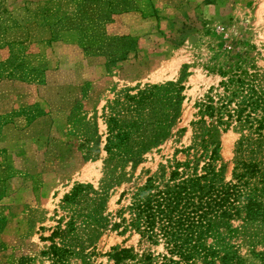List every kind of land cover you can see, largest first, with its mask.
Here are the masks:
<instances>
[{"label": "rangeland", "instance_id": "rangeland-1", "mask_svg": "<svg viewBox=\"0 0 264 264\" xmlns=\"http://www.w3.org/2000/svg\"><path fill=\"white\" fill-rule=\"evenodd\" d=\"M132 1L101 30L133 37L135 52L106 69L103 55H88L79 45V35L93 33L86 21L98 13L93 4L0 0V61L13 53L43 71L35 74L40 81L0 79V105L17 104L0 112V264H50L41 254L48 245L42 238L64 214L60 199L74 183L99 184L105 157L103 113L108 114L106 102L120 91L175 82L181 71L186 73L179 115L167 137L143 153L135 167L125 165L118 183L109 180L104 214L110 222L118 221L115 211L127 204L134 187L171 160L174 149L189 143L195 101L208 90L219 92L218 82L234 71L255 72L264 84V0ZM56 21L70 26L54 28L57 37L52 39L50 25ZM73 24H80V32ZM83 120L95 122L99 137L93 160L83 159ZM239 134L229 127L218 135L217 166L223 163L225 180L231 176ZM175 157L182 158L179 153ZM230 223L237 229L242 224L239 218ZM248 225L252 229L255 223ZM229 243L241 255L249 251L239 235ZM122 247L129 249L125 264H141L146 255L163 252L161 244L153 245L131 229L120 232L107 225L87 264H111L107 254ZM69 261L80 264L78 258Z\"/></svg>", "mask_w": 264, "mask_h": 264}, {"label": "trees", "instance_id": "trees-1", "mask_svg": "<svg viewBox=\"0 0 264 264\" xmlns=\"http://www.w3.org/2000/svg\"><path fill=\"white\" fill-rule=\"evenodd\" d=\"M86 1L98 13L91 22L82 20L93 33L79 35V45L88 55H103L108 69L135 52V40L104 33L101 25L133 1ZM60 22L50 25L52 39L57 37L54 28L70 26ZM73 26L80 32V24ZM17 59L10 53L0 61V79L41 80L36 76L43 72L41 68L29 65L22 56ZM185 75L181 71L175 82L125 88L122 96L116 94L106 102L102 177L97 187L74 183L61 197L64 214L42 238L48 245L41 254L50 264H71L70 258L87 264L94 242L107 225L120 232L131 229L149 243L161 244L163 252L146 255L141 264H264V84L255 72H231L218 82L219 92L208 90L195 101L189 143L174 149L171 160L159 164L134 187L127 204L115 211L118 221L110 222L109 214H104L109 180L118 183L125 165L135 167L143 153L169 134L179 115ZM82 124L83 159L93 160L99 153L95 122ZM229 127L240 134L233 147L231 176L225 180L223 163L217 166L218 135ZM177 153L181 159L175 157ZM237 218L240 229L231 227L230 221ZM252 222L255 225L248 229ZM238 235L249 246L246 255L229 243ZM107 256L111 264H125L129 249L112 248Z\"/></svg>", "mask_w": 264, "mask_h": 264}, {"label": "crops", "instance_id": "crops-1", "mask_svg": "<svg viewBox=\"0 0 264 264\" xmlns=\"http://www.w3.org/2000/svg\"><path fill=\"white\" fill-rule=\"evenodd\" d=\"M0 82H1L0 84L2 85L3 84L2 83L3 81H0ZM30 102H31V100H25L23 103L28 104ZM16 105L17 104L12 103V102L11 103H5L3 106L0 105V112H6V111L10 110L11 108L15 107ZM38 118H39V120H44L45 115L43 114V115L39 116Z\"/></svg>", "mask_w": 264, "mask_h": 264}]
</instances>
